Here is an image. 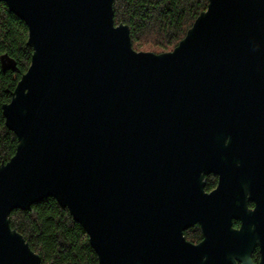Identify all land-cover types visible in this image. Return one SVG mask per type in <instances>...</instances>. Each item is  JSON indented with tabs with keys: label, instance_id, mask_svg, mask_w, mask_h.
I'll list each match as a JSON object with an SVG mask.
<instances>
[{
	"label": "water",
	"instance_id": "1",
	"mask_svg": "<svg viewBox=\"0 0 264 264\" xmlns=\"http://www.w3.org/2000/svg\"><path fill=\"white\" fill-rule=\"evenodd\" d=\"M0 2L33 49L3 105L18 145L0 165V264H42L11 214L47 198L98 264H255L257 247L264 264V169L235 162L264 161V123L249 119L264 103V0H209L160 54L133 48L115 0Z\"/></svg>",
	"mask_w": 264,
	"mask_h": 264
},
{
	"label": "trees",
	"instance_id": "2",
	"mask_svg": "<svg viewBox=\"0 0 264 264\" xmlns=\"http://www.w3.org/2000/svg\"><path fill=\"white\" fill-rule=\"evenodd\" d=\"M208 3L209 0H115L114 18L116 25L129 26L136 51L160 54L174 50ZM27 41L25 23L0 2V165L14 156L18 145L16 135L5 124L3 105L11 101V93L31 64L33 49ZM4 57L16 68L4 69ZM11 225L40 255L42 264H98L87 233L54 198L34 204L29 211L14 210ZM185 237L192 243L201 241L200 226L187 230ZM258 259L257 253L253 260Z\"/></svg>",
	"mask_w": 264,
	"mask_h": 264
},
{
	"label": "flooded vegetation",
	"instance_id": "3",
	"mask_svg": "<svg viewBox=\"0 0 264 264\" xmlns=\"http://www.w3.org/2000/svg\"><path fill=\"white\" fill-rule=\"evenodd\" d=\"M249 119L250 120L255 119L257 121H260V122L264 123V103H262L258 108H256L254 110V113H250L249 114ZM228 142H229V139L226 140V144H228ZM233 156H235V158H236V156H237L236 153L235 154L233 153ZM235 162H236V169L237 170L245 168L247 170H252V172H253V171H256V170H258L260 168L264 169V161L255 162L254 164H256V165L254 167H252V168H251V166H253V164H249L246 161L243 162L242 160L239 159V160H237ZM239 180L241 181L240 178H239ZM244 180H245V178H244ZM204 181H205V191H206V193H211L218 187L219 182H220V176L216 175L214 173L207 174V175L204 176ZM209 183H211V184L208 185ZM207 188H208V190H207ZM248 205H249V209H251V210H254L256 208V203L253 202V201H249ZM235 223H239L238 226H236ZM195 226H197V225H195ZM195 226H193V227H195ZM193 227H191V228H193ZM234 227L237 228V229L240 228V222L239 221H234ZM202 239H203V234H202ZM201 241H199V242H201ZM194 244H197V243H194ZM257 253L259 254V259H258V262H255L253 260V256H257ZM260 257H261L260 248L257 247L256 250L254 251L253 255H252V260L254 261L255 264H259Z\"/></svg>",
	"mask_w": 264,
	"mask_h": 264
}]
</instances>
